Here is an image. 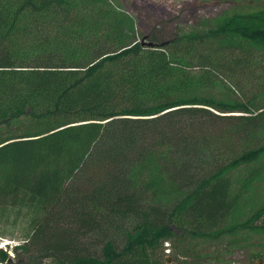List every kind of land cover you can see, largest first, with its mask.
I'll return each instance as SVG.
<instances>
[{
	"label": "trees",
	"instance_id": "1",
	"mask_svg": "<svg viewBox=\"0 0 264 264\" xmlns=\"http://www.w3.org/2000/svg\"><path fill=\"white\" fill-rule=\"evenodd\" d=\"M15 123L0 132V206L33 216L13 253L165 264L167 243L200 264L225 236L264 237V10L144 33L110 0H0V128ZM229 139L243 144L227 163L191 172ZM242 203L254 209L228 229ZM101 218L132 224L82 248Z\"/></svg>",
	"mask_w": 264,
	"mask_h": 264
},
{
	"label": "rangeland",
	"instance_id": "2",
	"mask_svg": "<svg viewBox=\"0 0 264 264\" xmlns=\"http://www.w3.org/2000/svg\"><path fill=\"white\" fill-rule=\"evenodd\" d=\"M113 5L125 10L135 19V23L139 31L144 33L155 32L156 28H165L166 31H188L201 22L220 17L224 14L232 15L234 13H253L264 10V0H110ZM249 95V94H247ZM189 117H185L188 122ZM188 120V121H187ZM0 132L3 136L17 135L23 133L21 123H15V126L8 131L7 128L1 127ZM258 140V139H257ZM257 140H253L251 144H255ZM242 142L229 139L225 148L231 150L238 149L242 146ZM227 152V151H226ZM216 153L193 155L191 172H208L216 164H225L231 153ZM202 161H199V159ZM190 160V159H189ZM203 172V173H204ZM244 171L235 174V178H241L245 175ZM202 173V174H203ZM240 173V176H238ZM190 174V173H189ZM259 185V184H258ZM259 196L264 200V183L259 185ZM253 206L242 203L236 214L228 220L227 228L240 227L242 221L246 218L241 216L242 213H248L253 210ZM32 212L24 209H6L0 206V249L8 252L11 257L10 264H57L54 259L47 255H38L34 251L30 254L21 250L19 253L11 252L12 248L22 244L31 232L30 220ZM247 216V215H246ZM109 221V220H107ZM105 224V220L97 219L95 223H91L82 229L80 245L82 248L95 250L101 247L107 236H115L119 240L122 239L121 232L132 224V220H123ZM114 222V224H112ZM107 237V238H105ZM195 242L191 245L185 242L182 246L190 250L195 248ZM219 246L208 247L202 251L207 253L208 257L203 258L200 264H264V237L254 235L248 232H237L232 235L225 236ZM165 252L170 255L169 264H194L192 257L179 255L178 260L171 256V246L165 244ZM200 249V246L197 247ZM219 254V255H218ZM210 256V257H209ZM214 257H218L217 259ZM2 264V263H1ZM165 264H168L167 262Z\"/></svg>",
	"mask_w": 264,
	"mask_h": 264
},
{
	"label": "water",
	"instance_id": "3",
	"mask_svg": "<svg viewBox=\"0 0 264 264\" xmlns=\"http://www.w3.org/2000/svg\"><path fill=\"white\" fill-rule=\"evenodd\" d=\"M166 262L169 264L170 263V259L169 258H166Z\"/></svg>",
	"mask_w": 264,
	"mask_h": 264
},
{
	"label": "bare ground",
	"instance_id": "4",
	"mask_svg": "<svg viewBox=\"0 0 264 264\" xmlns=\"http://www.w3.org/2000/svg\"><path fill=\"white\" fill-rule=\"evenodd\" d=\"M1 264V263H0Z\"/></svg>",
	"mask_w": 264,
	"mask_h": 264
}]
</instances>
